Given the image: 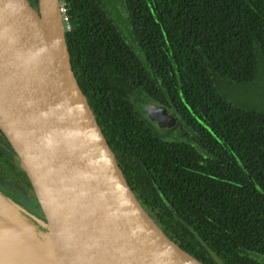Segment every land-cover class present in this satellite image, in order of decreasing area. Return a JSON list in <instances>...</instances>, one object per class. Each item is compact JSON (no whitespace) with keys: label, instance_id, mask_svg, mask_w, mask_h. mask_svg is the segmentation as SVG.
Wrapping results in <instances>:
<instances>
[{"label":"trees","instance_id":"1","mask_svg":"<svg viewBox=\"0 0 264 264\" xmlns=\"http://www.w3.org/2000/svg\"><path fill=\"white\" fill-rule=\"evenodd\" d=\"M60 2L75 78L146 210L203 264H264V101L220 89L264 85V0H117L130 38L108 0ZM0 141V180L34 201Z\"/></svg>","mask_w":264,"mask_h":264},{"label":"water","instance_id":"2","mask_svg":"<svg viewBox=\"0 0 264 264\" xmlns=\"http://www.w3.org/2000/svg\"><path fill=\"white\" fill-rule=\"evenodd\" d=\"M36 3L0 0V137L42 216L0 194V264H203L128 181L73 73L60 1Z\"/></svg>","mask_w":264,"mask_h":264},{"label":"rangeland","instance_id":"3","mask_svg":"<svg viewBox=\"0 0 264 264\" xmlns=\"http://www.w3.org/2000/svg\"><path fill=\"white\" fill-rule=\"evenodd\" d=\"M108 2L112 7L114 18L121 23L124 33L128 38H130L129 28L127 27L121 5L117 2V0H108ZM262 78H264V74ZM220 89L225 94L227 99L237 106L259 107L263 103L262 101H264V95H261L264 94V85L257 81L249 83L245 82L243 84L230 82V85H226ZM143 109H145L143 105H140L141 113L145 114L146 112ZM160 133H162V131H160ZM0 194L21 208L26 209L32 215L40 217L35 203L30 198L25 197L22 192L13 189L10 184H7L6 188L0 185ZM39 228L43 230V228Z\"/></svg>","mask_w":264,"mask_h":264},{"label":"flooded vegetation","instance_id":"4","mask_svg":"<svg viewBox=\"0 0 264 264\" xmlns=\"http://www.w3.org/2000/svg\"><path fill=\"white\" fill-rule=\"evenodd\" d=\"M147 104H155V103H151V102H148V103H146V104H143V107L145 108V106L147 105ZM145 110V109H144ZM167 110V109H166ZM146 112V111H145ZM167 113H169L170 115H172V116H174V117H176V121H175V124H176V122H177V116H175V115H173L171 112H169L168 110H167ZM146 115H147V113H146ZM149 119V118H148ZM149 121H151V122H153L156 126H157V124H156V122L155 121H152V120H149ZM174 124V125H175ZM173 125V126H174ZM172 126V127H173ZM158 128H160V129H165V128H171V127H159V126H157ZM1 138V137H0ZM0 146L1 147H5L4 145H3V143L0 141ZM7 185V183H5V182H2L1 180H0V185L1 186H4L5 188H6V185ZM11 186V185H10ZM12 187V186H11ZM13 189H16L17 191H20L21 192V190H20V188L19 187H16V186H14V187H12ZM24 195V194H23ZM25 196V195H24ZM30 200V199H29ZM33 201V200H32ZM34 203H35V205H36V202H35V200L33 201ZM40 217L42 218V216L40 215Z\"/></svg>","mask_w":264,"mask_h":264},{"label":"built area","instance_id":"5","mask_svg":"<svg viewBox=\"0 0 264 264\" xmlns=\"http://www.w3.org/2000/svg\"><path fill=\"white\" fill-rule=\"evenodd\" d=\"M60 10H61V13H62V19H63V21H66V16L64 15V6H63V3L62 2H60ZM69 28V26H68V24L65 26V29H68Z\"/></svg>","mask_w":264,"mask_h":264},{"label":"clouds","instance_id":"6","mask_svg":"<svg viewBox=\"0 0 264 264\" xmlns=\"http://www.w3.org/2000/svg\"><path fill=\"white\" fill-rule=\"evenodd\" d=\"M60 1V0H59Z\"/></svg>","mask_w":264,"mask_h":264}]
</instances>
